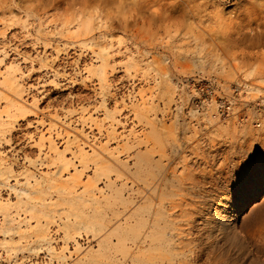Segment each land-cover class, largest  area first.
Wrapping results in <instances>:
<instances>
[{
    "label": "rangeland",
    "instance_id": "1",
    "mask_svg": "<svg viewBox=\"0 0 264 264\" xmlns=\"http://www.w3.org/2000/svg\"><path fill=\"white\" fill-rule=\"evenodd\" d=\"M111 164L123 175L96 182ZM188 174L208 193L178 218L202 229L178 236L223 260V226L264 224V0H0V264H141L149 243L118 236ZM109 189L128 206L97 235L73 233Z\"/></svg>",
    "mask_w": 264,
    "mask_h": 264
},
{
    "label": "bare ground",
    "instance_id": "2",
    "mask_svg": "<svg viewBox=\"0 0 264 264\" xmlns=\"http://www.w3.org/2000/svg\"><path fill=\"white\" fill-rule=\"evenodd\" d=\"M104 160L105 159H100L98 160V162L102 163L104 162ZM149 163H150L149 159L145 161H140V168L147 170ZM104 167H105L104 169L100 168V171L96 170L98 172H96V178L94 179L95 181L98 179H101V176L109 177L110 175L109 173L112 171L116 173L117 177H121L123 175V173L118 169L120 168V166H117L118 168H116V166L112 167V164H111V166L109 165V166H104ZM138 168L139 166L137 165V169ZM151 171H149L148 169L147 173L144 174L145 175L144 182L147 185L151 183L148 177L151 175ZM129 173L124 174V175H126V177L128 175L130 176ZM131 175L133 174L131 173ZM76 180L77 179H75V181ZM172 181L173 183L174 182L175 183L171 185L172 189L169 194L170 201L167 202L168 205H166L165 201L161 200V196H153L152 199H149L145 207L141 209H137V211L134 213V216L137 217L136 222L133 224H129V227H128L129 229L126 230L123 235L118 236V245L122 244L123 242L128 241V244L133 243L137 247H140L142 243L148 242L149 243L148 249H150V252L149 253L146 252L143 259L140 260L141 264H220L222 262L223 264H256L255 259L256 258L259 259L260 257H258L256 253H254L253 255L251 254L253 252H256L255 249L257 250L259 249V247H262V250H263V247H264V224L263 223H260V224L257 223V225L251 224V226L249 224H248L249 226H244L245 224L243 226H232V225L229 226L228 225L229 226L228 228L223 226V254L220 256L221 258L223 256V260L220 259L219 257L218 259L216 256L214 257L213 253H212L213 256L210 255V250L212 249L213 245L211 244V242L205 241L206 239L201 240V239H197L199 238L197 237L194 240H192L193 238H191V240L185 241L187 239H184V235L178 236V235L184 234L185 231H187L188 234H193L192 233L193 230L195 231V230L202 229V228H199L198 224L195 223L197 219L194 221L195 218H193V216L190 217V218H193L192 222L189 219L179 220L178 218L179 217L183 218L184 216L187 215L185 212V209H183L182 206L187 202L188 198L194 197V196L196 197L197 194H198L197 195L198 197L201 196L203 198V196H206L207 195L206 193L208 192L207 191L205 192V190H203V185H201L199 181L196 182L193 174H188L185 177L183 176L177 177V179H173ZM93 184L94 182L90 181L86 185L84 189L85 195L91 194V192L93 191L91 190ZM189 184H190V187H188ZM107 185L109 187H112L111 186L112 184H107ZM54 188H55V191L57 190V192H60V194L70 195L73 192V190L71 188L69 189V187L65 185L64 183H62L59 186H55ZM196 189H199V190L196 191ZM109 190H111V195L109 199L107 198L108 201L105 203L104 206L93 207L91 208L92 212H89V213L84 211L82 214L81 213L74 214L75 222L74 224L68 227V228L72 227L71 230L73 233L81 234L82 231L83 233H89V232L96 231L95 235H97L104 229V226L102 223H100V220L107 219L109 218L108 215L113 213L115 210H119L120 208L124 209L128 206L126 202L119 200V197L121 196L120 191H116V190L112 191V189H109ZM165 207L171 210L181 208L180 209L181 212L179 214H176V212L174 213L166 212L167 214L164 220L161 218L155 217L158 211L163 210V208ZM32 208H35V207L32 206ZM85 208L83 206V209ZM31 215H33V213ZM119 215H122V211L119 212ZM167 218H172V219L169 220ZM184 220L186 221V223L188 222V224H190L189 228H185L187 224L184 225V227H182L181 224L185 222ZM178 223L181 225V227L180 225H177ZM141 227H149L148 229L149 231L142 233L140 230ZM166 228L169 229L167 233V237L164 236ZM171 230H177V232H172ZM176 237L177 239H175ZM45 238L46 236L43 234L42 239H45ZM111 238L112 236H109L107 239H105L103 242L99 244V250H98L99 253L94 255L93 261H98L100 259H104V257L105 258L109 257V255L112 253V252L110 253L109 250H112L115 247L111 243ZM201 238H202V235H201ZM163 251L169 252L172 255V258L170 260L168 259L167 262H164V259L161 260V257L158 256ZM129 252H130V248H128L126 252H124L123 256L126 257ZM186 252L187 253L189 252V254L187 255ZM218 255L219 254H217V256ZM128 257H130V260L132 262L138 260L135 257V255L134 256L129 255ZM249 259H252V260L249 261Z\"/></svg>",
    "mask_w": 264,
    "mask_h": 264
},
{
    "label": "built area",
    "instance_id": "3",
    "mask_svg": "<svg viewBox=\"0 0 264 264\" xmlns=\"http://www.w3.org/2000/svg\"><path fill=\"white\" fill-rule=\"evenodd\" d=\"M202 87H203L202 89H205V88L207 89V88H209V84H208V85H206V84H205V85H204V86H202ZM222 108H225V107H224V105H223V106H221V107H219V110H220V111H222ZM228 108H229V107H228V106H226V108H225V109H228Z\"/></svg>",
    "mask_w": 264,
    "mask_h": 264
}]
</instances>
